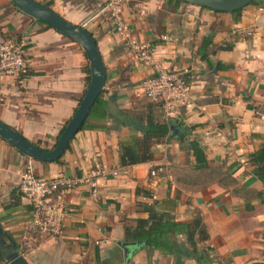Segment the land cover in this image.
Returning <instances> with one entry per match:
<instances>
[{"label": "crops", "instance_id": "1", "mask_svg": "<svg viewBox=\"0 0 264 264\" xmlns=\"http://www.w3.org/2000/svg\"><path fill=\"white\" fill-rule=\"evenodd\" d=\"M35 1L51 3L61 17L93 35L107 79L103 108L89 116L60 163L35 161L0 137V225L27 264H264V180L250 160L264 145V0L232 13L179 0L124 1L122 17L137 40L153 45L154 62L190 70L184 104L137 95L156 70L137 61L115 32L108 0ZM0 33L22 46L26 62L18 76L0 77V121L50 149L88 90L87 55L79 43L10 0H0ZM207 38L213 45L203 52ZM228 44L232 48L222 49ZM151 105L158 122L195 127L190 139L204 148L208 169L196 170L190 143L173 138L153 145L151 162L122 165L121 142L142 136L139 126ZM29 164L45 179L104 168L100 197L78 189L68 199L59 234L32 233L30 203L21 195L19 207L12 206L20 173ZM160 166L166 173L152 177ZM155 201L167 220L203 218L209 239L198 242L201 260L187 256L192 248L186 234L178 236L173 255L139 243L122 245L130 243L125 225L142 217L138 204ZM0 264L12 263L0 255Z\"/></svg>", "mask_w": 264, "mask_h": 264}, {"label": "built area", "instance_id": "2", "mask_svg": "<svg viewBox=\"0 0 264 264\" xmlns=\"http://www.w3.org/2000/svg\"><path fill=\"white\" fill-rule=\"evenodd\" d=\"M125 0H108V10L113 28L126 42L135 59L141 63L153 64L156 73L147 78L138 91L139 97L154 102L187 103L191 87L187 82L189 69L171 70L154 62L153 45L137 40L129 24L122 17ZM169 41V37H163ZM26 67L24 51L21 45L13 44L0 33V77L18 76ZM106 170L98 167L88 173L67 176L60 175L51 179L38 177L31 164L21 173L19 192L31 205L28 230L40 235H57L63 222L69 215L68 199L78 189H88L94 198L100 197L98 179ZM166 173L163 166L151 171L152 177ZM116 176L117 173L113 172Z\"/></svg>", "mask_w": 264, "mask_h": 264}, {"label": "trees", "instance_id": "3", "mask_svg": "<svg viewBox=\"0 0 264 264\" xmlns=\"http://www.w3.org/2000/svg\"><path fill=\"white\" fill-rule=\"evenodd\" d=\"M254 2L255 0H252L251 4H254ZM42 5L47 8H51V3ZM211 45H213L212 39L207 38L203 44V52L208 50ZM230 48H232V46L229 44L225 47H222V49ZM207 58L208 54L203 56V59ZM24 70L22 72H24ZM87 71L89 73L87 87H89L91 81V72L89 67L87 68ZM102 94L93 106L90 117L103 108L104 102L102 100ZM86 127L87 124H84L82 130ZM139 129L142 132L141 137L133 135L129 139L123 140L121 142L122 165L124 167L151 162L154 158L153 145L155 143L164 142L166 139L170 140L173 138L179 140L182 143H190L196 162V170L209 168V163L204 148L197 140L191 141L190 139L195 130L194 126L188 127L184 123L174 120H170L167 123H160L156 120L153 106L151 105V107H149V114L147 116L146 123L142 127L139 126ZM60 136L58 137L56 144L50 149L47 147V145L43 146L40 141L34 144L44 150H51L54 149L58 144ZM69 148L70 145L68 146L67 150ZM60 160L61 159H59L57 162L60 163ZM250 160L256 166L255 173H257L259 178L264 180V145L260 150L251 154ZM140 192L141 190L137 189V194H140ZM21 195L22 194L19 191H15L12 194V206L19 207V199L21 198ZM138 207L142 217H140L134 225H125V239L128 242L135 244L139 243L144 247H152L156 250H159L166 255H173L180 247L177 240L178 236L186 234L187 242L192 248L190 251H187V256L201 260V257H198L197 255L198 242H205L209 239V234L207 232L203 218L194 219L190 223H177L167 220L166 217L157 210V201L153 202L152 204L139 203ZM2 230L4 232L6 241L15 243L12 236L8 232L4 231L3 228Z\"/></svg>", "mask_w": 264, "mask_h": 264}, {"label": "water", "instance_id": "4", "mask_svg": "<svg viewBox=\"0 0 264 264\" xmlns=\"http://www.w3.org/2000/svg\"><path fill=\"white\" fill-rule=\"evenodd\" d=\"M13 5L26 15L40 21L57 31L63 33L70 39L79 43L87 55L91 81L88 90L75 115L66 125L60 136L58 144L54 149L44 150L34 143L28 141L19 132L9 125L0 121V137L14 146L23 155L43 163H55L61 159L67 151L74 137L81 131L90 116L91 110L102 94L107 71L99 52L98 45L93 35L86 29L74 25L61 17L51 8H47L35 0H10ZM201 8L216 12H237L251 5L252 0H179ZM124 247L133 246V243H122ZM0 254L3 259L12 264H27L24 257L17 250L14 242H7L4 232L0 226Z\"/></svg>", "mask_w": 264, "mask_h": 264}]
</instances>
